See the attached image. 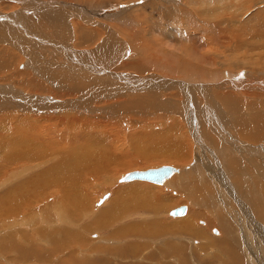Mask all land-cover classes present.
<instances>
[{
  "label": "rangeland",
  "instance_id": "obj_1",
  "mask_svg": "<svg viewBox=\"0 0 264 264\" xmlns=\"http://www.w3.org/2000/svg\"><path fill=\"white\" fill-rule=\"evenodd\" d=\"M56 1L65 2L67 4L79 3L85 5L91 3L90 5H93V3H99V1L122 3L125 0ZM135 1H133L134 4H130L131 8H134L136 4H142L146 0H137L136 4ZM257 1L258 0H254L252 3L250 2L245 5V7L250 10H243L239 13L237 11V13H229L226 16L234 17L236 21L233 30L236 34H240V36H236V34L233 35V40L238 39L241 43V47L238 48L237 54L241 57V62L243 63L240 64L243 68L236 70L232 69L231 72L234 74H240L242 72L241 74L247 77H255L256 81L258 79L257 82L260 81L264 83V48L257 46L259 40H264V5L255 6ZM7 4L14 6L11 2L7 3L0 1L1 14H10L19 9V7H16L15 9L5 10ZM16 4L15 2V5ZM60 9L68 14L70 13L68 16L69 19L62 21L64 22V33L62 34L65 35L66 39H70L67 40L69 43L67 47L70 50L94 52L97 50L95 48L99 46V42L106 38L108 32H111L113 36L116 35L118 37V42L125 44V47L130 51L129 56H122L119 62L127 63L132 59L145 62L144 54H138V52L133 51L131 47V40L134 41L135 39L129 36H120L118 29L119 27L123 28L119 23H123L127 20H133L139 28L143 27L147 18L150 17L147 10H130L128 7H126L124 11L115 9L110 11L106 17L98 20L97 25H88L86 22H82L84 20H81V17H73V15H75V13L72 12L73 10ZM77 27L89 32L98 31L102 33V37H100L99 42L94 41L93 45L80 47V49L75 33V31L79 29ZM153 29L154 27L146 36L150 38L156 37L167 50L174 51L173 48L185 46L184 48L187 47L186 55L189 56H187V58H190V55H194V52L188 48L194 41L190 42L191 36H186L184 30L180 32L174 29ZM31 31L38 35L42 30L32 25ZM241 31H243V33H240ZM206 36L207 39L213 37L212 34H207ZM196 39L200 40V35L194 38L195 41H197ZM57 41L60 40L57 38ZM138 41L144 46L143 40ZM229 42H232V37L230 36L227 41L217 40L216 44H211L208 52L206 51L205 56L208 54L209 58H215L214 60L211 58L212 61L208 63V69L211 68L210 71L213 75L224 71L225 67L226 71L229 69V67L226 66V61V63L218 62L219 58L217 54L220 51H216L215 49L217 47L226 54L228 48L223 47V45ZM251 43L256 46L255 49L257 50H248ZM0 47L7 49L9 54H15V56L17 55L20 57L17 63V69L2 73L0 75V81L10 78L9 82H7L8 79L3 82L6 83V85L10 84L8 86L10 89L9 94L32 95L29 86L26 84L27 75H33L32 69H34V66L28 65V61L32 59L26 58L24 53L17 49L14 42L0 44ZM211 49L213 51H211ZM174 52L179 53L180 51L178 49ZM91 57L95 64L102 70L108 68L107 70L113 74L120 72L116 68L121 67V64L115 63V68H113L106 63H102L100 57L95 58L92 54ZM152 63H155V61H152ZM173 64L172 62L169 67V73L171 74L168 73L167 75L166 73V75H164L165 73L162 71L156 74L163 81H178L177 83L180 85L184 80H187L181 77H185V75L188 76L189 74L175 75L174 73H177V68H175L176 65ZM198 64L200 65L201 62L197 63V65ZM252 64L257 67H253ZM22 66H24V69ZM213 66L215 69H212ZM63 72H67V65H58L55 68V76L58 79L61 78L59 74ZM11 73L15 75L10 77L9 74ZM18 73H25V75L16 79L15 76ZM103 73L104 71L99 74L101 75ZM127 73L138 75L129 71ZM66 74L72 75L70 70ZM81 75L85 76L84 73ZM140 75L141 77H152V75L155 74L149 72L139 74L138 76L140 77ZM99 76H87L88 79L86 83L83 84L88 86L82 89L91 91V83H93L91 78H97ZM35 78L42 85L46 86L49 84V82L44 79ZM185 82L201 81L199 79H194L193 81L187 80ZM96 83L98 86H96L97 88L103 89L104 91L109 90L107 93L94 95V100L99 101L94 104L96 107H102V105L103 107L106 106L101 110L102 112L110 114L113 112L110 105H123L125 102L123 97L124 93L116 84L106 86L100 82ZM204 83H207V80H205ZM81 84L82 82H77V85ZM139 87L141 88L142 85H139ZM49 88H51L49 89V93L45 95L50 96L52 93L55 94L56 89L52 88L50 84ZM139 89L136 90L139 91ZM241 92L243 93L242 90ZM164 93V95H169L163 97L162 100H167L172 94H175L173 98H169L168 101H171V104L175 103V105H178L181 103L180 105H183L185 101L183 100V92L181 94L177 88H174L173 91L167 90ZM176 94L181 98L179 96L176 97ZM194 94L201 103L198 99H195L196 96L189 93L188 99L191 103L187 106V109L190 107L196 109V107H198L197 105H200L199 107H201L200 109L203 111V116H206L207 119L213 116L214 121H216L211 128L216 136V128H219L222 123V120L218 119V112L212 111L211 108L208 107L207 100L206 98L204 99L200 90L195 91ZM41 95L44 94L40 92L32 96L41 97ZM79 95L80 91L78 90H67L62 91L58 98L79 101ZM241 95L238 96V98L243 99L246 97L245 99L248 102L253 101V98H251L252 96L243 94L242 97ZM191 98L196 100L194 102L198 104L192 103ZM7 100L9 99L0 95V109H5L4 103ZM262 102V98L256 100V103L259 105ZM114 107L116 108V106ZM205 108H207V111L204 110ZM220 109L225 111L222 107ZM58 110L59 113H57V115L54 114L56 118H60L64 115L63 118H70L68 124L60 125L56 123L57 121L54 122L56 118H53V115L49 114L48 119V115L39 117L25 112L16 113V116L26 125V134L20 129L22 134L19 133V135H24L23 137L26 136L32 140V147L34 148L32 153L34 155L43 153L44 156L37 161L32 160L28 162H18L19 164L15 165L11 164L5 171L0 169V202L13 201L16 199V203H20L18 212H9L8 210L0 208V264H264V240H260L257 245L252 244L255 242L254 238H251L250 242L246 240V236L253 233L256 227L264 232V173L263 177L260 178L261 181L249 184L250 188L253 186L252 190L255 191L253 195L256 198L252 203V207L254 208L257 206L259 211H261L259 221L252 220L251 222L254 223V225L251 226L250 222L244 223V219L239 218V215L243 213L240 212V207L244 204L241 199L242 193L240 192L242 180L229 172V164L233 162L231 156L225 158L227 164L223 166H221L223 160L220 157H216L215 175H210L206 170H202V173H193V176L185 181L190 188L200 194V197L206 196L200 199H205L208 205L210 204L209 196H212L214 201L212 205L208 206L204 203L200 205L192 204L185 191L182 189L179 190L176 187L178 182H172L178 179L179 176L191 171L192 167L195 165V158L200 156V154L202 157L204 153V155L209 158L205 153H208L207 150L211 149L210 146H205L203 142L202 144L200 143L199 137H196L197 135L189 126L191 123L188 119H184V116H181V114H172V116H169L166 112L162 111L150 115H133L123 111L119 112L117 109V113L119 114L118 117L103 116L99 119L97 113L90 117L79 115L73 107H59ZM186 110L182 111V109H180L182 114H184ZM11 112L12 110L8 109L4 114L7 115ZM2 114L3 113L0 111V118H2ZM67 114H69L70 117H67ZM158 115H165L166 117L158 119ZM75 119L80 121H76ZM3 121L4 120L0 119V124H2ZM15 123L16 122H13L12 119L6 124L9 127ZM171 128L175 129L171 131ZM225 132L233 137V134L229 130H225ZM165 133H171L172 143L176 145H186L187 157L184 161H166L158 156L155 157V159L146 161L151 153H156L163 149L149 148L150 151H145L139 150L140 147L141 149L147 147L146 144H149V137L151 136L153 137L150 140L152 144L156 143L153 136L154 134L161 135ZM15 135H17V133ZM146 135L147 137H145ZM11 137L13 136H8L6 132H1L0 130V164L4 158L2 155L11 147V144L8 142V139ZM231 141L232 140H230V142ZM199 145L202 148H200ZM19 146L22 147V145ZM207 146L210 148L207 149ZM90 152L95 153L92 159L89 157H83V159L79 157L82 160L77 159L81 169L78 175L81 177L79 183H72V177L65 180L66 174L64 173L57 177L53 172L56 166H59L61 156H63L64 153H67L73 158L75 155L80 156L81 154ZM156 155L157 154H155V156ZM93 158H95V160ZM259 158H264V153L262 156H259ZM77 161H75V163H78ZM116 163L121 166L114 171L111 170V167ZM108 164H112V166ZM38 165L41 166L37 169ZM79 166L73 167L78 168ZM162 166L174 167L178 169V171L181 170L182 173L180 175H174L162 185H155L142 181H133L134 183L128 182L122 185L116 183L125 174L135 171H146ZM21 170L24 172V175L18 178L12 177L7 182L6 179L10 173ZM226 175L227 179L219 184L217 182V177H226ZM2 182L7 184L3 186V183L1 186ZM33 183H35L36 187L35 185L33 186ZM19 185L23 187L22 189H29L33 186L35 193H21L25 190L22 191L20 188L18 194L20 195L21 201L18 199L19 196L11 197V195H9L10 197L4 198L7 191L20 187ZM122 190L127 193L128 197L123 194L118 199L117 196ZM144 190H146V192ZM132 191H138L141 195L150 196L152 198L151 200H153V204H156L150 205V209L143 207H138L135 210L130 209V200L134 198L131 193ZM159 196H162V201H158V199H160ZM169 199H171L170 202ZM12 203L13 202H10V204ZM16 203L10 208H13ZM155 205L157 206V210H152V207H156ZM117 206L120 208L118 213H116L114 209V207L117 208ZM182 206L187 209L184 216L178 218L168 216L171 210ZM57 213H60L59 221L56 220ZM183 220H187L186 222H188L189 225L186 226L180 223ZM8 221L10 222L9 227L7 226V223H9ZM4 230H6V233L2 235ZM2 244H13L12 250L4 251ZM247 251H251V259L254 263H251L250 259H248L249 254ZM231 255L234 256L231 257Z\"/></svg>",
  "mask_w": 264,
  "mask_h": 264
},
{
  "label": "bare ground",
  "instance_id": "obj_2",
  "mask_svg": "<svg viewBox=\"0 0 264 264\" xmlns=\"http://www.w3.org/2000/svg\"><path fill=\"white\" fill-rule=\"evenodd\" d=\"M0 1L7 3L11 2L12 5H14L11 6L7 4L5 6V10L15 9L16 7H19L18 10H15V12L10 14L0 13V44H8V42H14L17 49L24 53L26 58L32 59L28 61V65L34 66V69H32L33 75H27L26 84L29 86L32 95L38 94L40 92L41 94H44L41 95V97H33L32 95L27 94H9L10 89L8 86L10 84L6 85V83L3 82L7 81V79V82H9L10 78L5 79L4 81H0V95L9 99L4 103L5 109H0V111L3 113V116H1L2 118L0 119L4 120L3 123L0 124V130L1 132H6L8 136H13L8 139L11 147L2 155V157L4 158L2 159V163L0 164V169H3L5 171L10 167L11 164L15 165L19 164L18 162H28L32 160L37 161L44 156L43 153L34 155L32 153V150L34 149L32 147V140L29 137H23L24 135H19V133L22 134L20 129L25 132L26 125L21 122V119L16 116V113L25 112L39 117H43L49 114L53 115V118H56L54 114L57 115V113H59V107H73L74 109H76V112L79 115L90 117L94 116L97 113L99 119L103 116L118 117L119 114L117 113V109L119 110V112L123 111L133 115H150L162 111L166 112V114H168L169 116H172V114H181V116H184V119H188V121L191 123L189 126L197 135L196 137H199L201 141L200 143L202 144L203 142L205 146L208 145L211 147V149H208L210 148L208 146L206 147L208 149V153L205 154L209 158H207L204 153L202 157L200 154V156L195 158V165L192 167V170L184 175L179 176L178 179H175L172 182H178L176 184V187L179 190L182 189L185 191V193L189 196L190 202L192 204L194 203L200 205L204 203L205 205H208V203L205 202V199H200L206 196L204 195L200 197V194L190 188L185 181H187L189 177L193 176V173H202V170H206V172L210 175H215L216 157H220L223 160V163H221V166H223L227 164L225 158L231 156L233 162L229 164V172L242 180L240 185V192L242 193L241 199L243 200L244 204L240 207V212L243 213L239 215V218L244 219V223L250 222L251 226L254 225V223L251 222L252 220L259 221L261 211H259L257 206H255L254 208L252 207V203L256 200V198L253 195L255 194V191L252 190L253 186L250 188L249 184L261 181L260 178L263 177L264 173V158H259V156H262L264 153V83L260 81L257 82L258 79L256 81L255 77H247L244 74H241L242 72L240 74H234L231 72L232 69L236 70L243 68V66L240 65L242 63L241 57L237 54V50L239 47H241V43L238 39L233 40V35L236 34L233 30V26L236 25L234 17L226 16L229 13L233 14V12L237 13L238 11L239 13L243 10H248L249 8H246L245 5L249 4L250 2L252 3L254 0H146L142 4L139 3V5L136 4L137 0H125L122 3L99 1V3H93V5H90L91 3H87L85 5H81L79 3L67 4L65 2L56 0ZM133 1H135L136 5L134 6V8H131L130 4H134ZM15 2L17 3L16 5ZM123 5H128L127 7L130 8V10H147L148 15L150 16L145 21L143 27L139 28L136 26L133 20H127L123 23H119V25L123 28L119 27L118 29V31L120 32V36H129L132 39H135L134 41L131 40V47L133 51L138 52V54H144L145 62H140L135 59H132L127 63L119 62L120 58L122 59V56H129L130 51L125 47V44L119 43L118 37L116 35L113 36L111 32H108L106 38L103 41L101 40V42H99L100 37H102V33L98 31H84L82 28L77 27L79 29H75V33L79 48L91 46L94 44V41L99 42V46L95 48L97 49L96 51H94L95 53L88 51L78 52L70 50L67 47V45L69 44L67 40L70 39H66L65 35L62 34L64 33V22L62 21L68 20V16L70 13L68 14L60 8L65 10H73L72 12L75 13L73 17H81V20H84L82 22H86L88 25H97V21L106 17V15H108L110 11H113L115 9L122 10L120 7ZM262 5H264V0H258L255 4V6ZM32 25L40 28L42 31L38 35L33 33L31 31ZM153 27V30L174 29L180 32L184 30V34L186 36H191L190 42L194 41L192 44H190V46H188V48L194 52V55H190V58H187V47L184 48V46L173 48L174 51H177L179 49L180 52L176 53L169 49L167 50V48L156 37H147L146 34H149ZM240 33H243V31H241ZM207 34H212L213 37L211 39H207ZM198 35H200V40L196 39L197 41H195L194 38H196ZM229 36L232 37V42L223 45V47L228 48V50H226V54L222 50H219V48L217 47L215 49L216 51H220L217 54V57L219 58L218 62L223 63L226 61V66H228L230 70L227 69L226 71L225 67L224 71L213 75L210 71L211 68L208 69V63L215 58H209L208 54L205 56L206 51L208 52V49H210L209 46H211V44H216L217 40L227 41ZM236 36H240V34H236ZM57 38L60 41H57ZM138 40H143L144 46ZM257 46L264 48V40H259ZM255 48L256 46L252 45L251 43L248 50H257ZM211 51L213 50L211 49ZM91 54L95 58L100 57L102 59L101 62L108 64L110 67L115 68V63H118L119 65L121 64V67L116 68L120 72L113 74L110 73L109 70H107L108 68L102 70L97 64H95L94 60L91 57ZM19 60V56H15V54L13 55L11 53L9 54V51L7 49H3L0 47V75L4 72L16 70ZM199 60L201 64L197 65V63H200ZM152 61H155V63H152ZM172 62L176 65L175 68H177V73H174L175 75H182L186 73L189 75H185V77L181 78L192 81L194 79H199L202 83H186L185 81L187 80H184L179 85L177 83L178 81L167 82L161 80V78H159L156 73L162 71L163 73H165L164 75H166V73L168 75V73L170 72L169 67L171 66ZM64 64L67 65V72L70 70L72 75L66 74L67 72H63L59 74L61 78L58 79L55 76V68L58 65ZM252 65L253 67L256 66L254 64ZM22 68L24 69V66H22ZM212 69H215L214 66ZM103 71L104 73L100 75L99 73H102ZM128 71L138 75L149 72L155 75H152V77H141L140 75L139 77L138 75L136 76L134 74L127 73ZM83 73L85 74V76L81 75ZM14 75V73L9 74L10 77H13ZM23 75H25V73H18L15 77L16 79H19ZM93 75L100 76L97 78H91V80L93 81V83H91V91L82 89L85 86H88L83 84L86 83V80L88 79L87 76ZM35 77L48 81L50 86L52 88H55L57 92L55 91V94L51 92L52 95L50 96L45 95L49 93V89H51L49 88V84H47L46 86L42 85ZM205 80H207V83H204ZM78 81L82 82V84L77 85ZM96 82H100L106 86H112L116 84L124 93L123 97L125 99V102L123 103V105H110L113 111L110 114L101 111L106 106L103 107L102 105V107H96L94 104L98 103L99 101L94 100V95L104 94L109 91H104L103 89L97 88L98 86ZM139 85H142V87L140 88ZM174 88H177L181 92V94L183 92V100H185L183 105H180L181 103L178 105H175V103L171 104V101H168V99L173 98L175 94H172V97L170 96L169 98H167V100H162L163 97H167V95H169H164V92H166L167 90L173 91ZM136 89H139V91ZM67 90L80 91V95L78 97L79 101H74V99L58 98L62 91ZM197 90H200L204 99L206 98L208 107H210L212 111H217L218 119L222 120L221 126L219 128H216V136L215 133L212 132L211 128L216 120L214 121L213 116H208V119L206 118V116H203V111L202 109H200L201 107H199L200 105H197L198 103L196 104V102H194L198 99L194 94V92ZM241 90L243 91V93L241 92ZM189 93L196 96V100L191 98L192 103L198 106L196 107V109L192 107L187 109V106H189V104L191 103L188 99ZM177 94L176 97L180 95V93L179 95ZM243 94L252 96L251 98H253V101L248 102L245 99L246 97L243 99L238 98V96L240 95L243 97ZM261 98L263 99V102L259 105L256 103V100H259ZM198 101L201 103L199 99ZM114 106H116L117 109ZM221 107L225 111L221 110ZM8 109H11L12 112L7 115L4 114L8 111ZM180 109H182V111L186 109L187 110L184 114H182ZM204 110L207 111V108H205ZM49 115L47 117L48 119ZM67 115V117H70L69 114ZM63 116L54 119V122L57 121L56 123L60 125L68 124L70 118H63ZM165 117V115H158V119H162ZM12 119L13 122L16 123L8 127L6 123H8ZM75 120L80 121L78 119ZM173 129L175 128H171V131ZM225 130H229L233 134V137L227 134ZM16 133L17 135H15ZM170 134L171 133H165L161 135L154 134L153 136L156 143L152 144L150 140L153 137L151 136L149 137V144H146L147 147H145L144 149H141L140 147L139 150L145 151H150L149 148L163 149L156 153H151L150 157L146 161L155 159V157L157 156L159 158L165 159L166 161H184V159L187 157L186 145H176L172 143ZM145 137H147V135ZM230 140L232 141L230 142ZM18 144L22 145V147H20ZM200 148L202 147L200 146ZM155 154L157 155L155 156ZM93 155L95 156V153L90 152L81 154L80 156L75 155L72 158L67 153H64L63 156H61V162L59 163V166H56L53 172L57 175V177L58 175L64 173L66 174L65 180L72 177L71 182L77 184L81 180V177L78 176L81 172V169L79 166L80 163L77 161V159H81L79 157H82V159L83 157H89L92 159ZM93 159L95 160V158ZM75 161H77L78 163H75ZM108 165L112 166V164ZM40 166L41 165H38L37 169L40 168ZM73 166L79 167L75 168ZM120 166V164L116 163L111 167V170L114 171ZM181 173V170L178 171V169L174 168V172L172 173V175L165 179L161 184L144 180H132L129 182L132 183L133 181H142L155 185H162L165 181L169 180V178L173 177L174 175H180ZM22 175H24V172L22 170L18 172L15 171L13 173H10L6 180L8 182L10 178H18ZM225 179H227V175L226 177L218 176L217 182L221 184V182ZM4 182L1 183V186ZM116 183L122 185L128 182H121L119 180ZM6 184L4 183L3 186ZM34 185L35 183H33V186ZM33 186L29 189H22L23 187L21 186L13 188L7 191V194L4 195V198L10 197L9 195H11V197L19 196L18 199L20 200V195L18 194L20 188L22 189V191L25 190L21 193L27 194L28 192V194H33L35 193ZM144 191L146 192V190ZM131 193L134 198L130 200V209L135 210L138 207L149 208L150 205L153 204V200H151L152 198L150 196L141 195L138 191H132ZM123 194L127 195L124 190L120 191L117 198L119 199V197ZM161 197L160 199H158V201L163 200L161 199ZM209 197V205H212L214 203L213 198L212 196ZM170 201L171 199H169V202ZM10 202L13 203L10 204ZM14 203H16V199H14L13 201H2V203L0 202V208L8 210L9 212H18L20 209V203H16L13 208H10L14 205ZM117 208L114 207L116 213H118L120 210L118 206ZM152 210H157V206L152 207ZM185 213L181 216H172L169 212L168 216L178 218L184 216ZM56 220H60V213H57ZM186 221L187 220H183L180 223L188 226L189 224ZM9 225L10 222L7 223L8 227ZM5 231L6 230L2 232V235L6 233ZM251 238H254L255 241L252 244L257 245L260 240H264V232L256 227L254 228L253 233H250L246 236V240L249 242ZM12 245L13 244H2V248L4 251L12 250ZM247 252L249 254L248 259H250L251 263H254L251 259V251ZM232 256L234 255H231V257Z\"/></svg>",
  "mask_w": 264,
  "mask_h": 264
},
{
  "label": "water",
  "instance_id": "obj_3",
  "mask_svg": "<svg viewBox=\"0 0 264 264\" xmlns=\"http://www.w3.org/2000/svg\"><path fill=\"white\" fill-rule=\"evenodd\" d=\"M174 172V168L171 166H162L155 169H149L143 172L135 171L125 174L120 181L129 182L132 180H144L152 183L161 184L165 179L170 177ZM185 207H179L170 211L172 216H181L185 213Z\"/></svg>",
  "mask_w": 264,
  "mask_h": 264
},
{
  "label": "crops",
  "instance_id": "obj_4",
  "mask_svg": "<svg viewBox=\"0 0 264 264\" xmlns=\"http://www.w3.org/2000/svg\"><path fill=\"white\" fill-rule=\"evenodd\" d=\"M126 7H127V6H121L120 8L122 9V11H124ZM121 209H122V208H121ZM117 236H118V234H117ZM81 252H82V251H81Z\"/></svg>",
  "mask_w": 264,
  "mask_h": 264
}]
</instances>
